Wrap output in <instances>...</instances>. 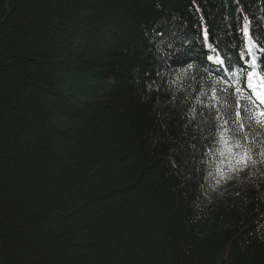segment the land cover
<instances>
[{
  "label": "trees",
  "instance_id": "16d2710c",
  "mask_svg": "<svg viewBox=\"0 0 264 264\" xmlns=\"http://www.w3.org/2000/svg\"><path fill=\"white\" fill-rule=\"evenodd\" d=\"M245 24L264 0H0V264H264V177L216 184L197 103L235 116Z\"/></svg>",
  "mask_w": 264,
  "mask_h": 264
},
{
  "label": "snow or ice",
  "instance_id": "6c2138e0",
  "mask_svg": "<svg viewBox=\"0 0 264 264\" xmlns=\"http://www.w3.org/2000/svg\"><path fill=\"white\" fill-rule=\"evenodd\" d=\"M249 27V24H245L242 30L243 48L240 59L244 60L245 55L248 57L244 63L250 69L247 73L246 87L251 90V95L240 87H235L236 112L234 117L229 116L228 118H225V113H222L216 106L219 98L215 89L212 90L211 96L213 103L205 105L202 101H197L202 109L206 108L208 111V117L202 120L205 128L201 129L202 140L212 142L208 155H218L217 145L228 149L227 154L222 157L223 163L217 167L216 173H209L210 177L216 176L217 185L232 179L236 173L248 168L256 169V173L264 177V172H260L258 168L259 165H264V47L260 46L256 33L250 32ZM213 51L215 52V49ZM221 51L223 55L216 53L209 59L219 69L226 71L225 65L231 64L232 60L226 51ZM192 68L193 65L189 64L184 70L185 73ZM241 71L243 70L241 69ZM232 75L235 76L234 73ZM254 77H258V79L254 80ZM241 95L248 101L247 104L239 102ZM224 106L225 108L229 107L227 104ZM241 109L247 115H242ZM194 120L195 108L189 123ZM229 124L234 127H228Z\"/></svg>",
  "mask_w": 264,
  "mask_h": 264
}]
</instances>
